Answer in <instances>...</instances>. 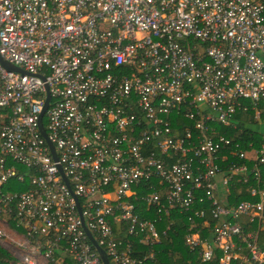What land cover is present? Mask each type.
<instances>
[{
	"label": "built area",
	"instance_id": "2783aa9c",
	"mask_svg": "<svg viewBox=\"0 0 264 264\" xmlns=\"http://www.w3.org/2000/svg\"><path fill=\"white\" fill-rule=\"evenodd\" d=\"M0 57L23 71L0 63V211L16 226L0 237L20 263L103 264L86 228L110 264H143L112 223L159 241L131 200L144 183L160 214L204 219L208 203L210 234L185 235L203 262L264 264V142L231 149L216 129L264 107V0H0ZM221 150L244 162L222 167ZM251 178L255 200L229 204Z\"/></svg>",
	"mask_w": 264,
	"mask_h": 264
},
{
	"label": "trees",
	"instance_id": "16d2710c",
	"mask_svg": "<svg viewBox=\"0 0 264 264\" xmlns=\"http://www.w3.org/2000/svg\"><path fill=\"white\" fill-rule=\"evenodd\" d=\"M248 104V103H247ZM258 105L257 109L248 108L247 111L238 110L232 117L231 123L235 124V128L230 126L216 125V129L219 134L228 137L231 141L230 148L236 150L250 149L252 147L258 148L262 142H264V126L261 129H254V123L264 122V107ZM262 109V110H261ZM256 112L260 113L259 117H256ZM177 123L181 127L193 126V121L179 116L176 119ZM251 143V145H249ZM238 144V147L235 145ZM220 154H226L224 161L218 160V163L224 167L231 163L244 162L242 159H238L229 154L228 151L221 150ZM250 165V163H249ZM152 183L157 186L156 180ZM144 184V183H143ZM143 184L137 187L135 196L131 197V200L136 203L137 211L141 219H151L155 221L156 228L159 233V241L156 243L146 242L144 234L136 229L135 232H130V224L127 222L112 223V229L114 238L116 240H122V248L126 249L128 244L129 254L132 257L143 259V264H219V258L221 253L216 250L215 257L209 262H203L198 256L197 250L190 249L185 244V235L190 231H199L201 237H206L210 234L208 228L201 230V224L206 219L209 224L213 223L210 217V211L208 203H196L194 208H202L205 210V218L194 217L189 220L191 211H179L172 209L168 215L160 214L151 207L146 205L140 200V196L149 192L147 185ZM256 181L251 178L248 183L242 181H233L230 185V194L228 195L229 204H237L243 200L253 201L250 195V189L255 186ZM13 186L18 191L25 190L30 186L26 180L24 183L14 182ZM260 186L264 187V168L261 169V182ZM0 216L5 218L11 228H16L15 218L12 213L7 214L6 212L0 211ZM195 224L192 230L189 227ZM254 225L250 226L253 228ZM264 241V232L261 233V245ZM91 248L95 251L96 247L91 241ZM59 256V253H55ZM0 264H22L12 254L5 250L0 245ZM65 264H72V261L68 258L65 259Z\"/></svg>",
	"mask_w": 264,
	"mask_h": 264
},
{
	"label": "water",
	"instance_id": "95a60500",
	"mask_svg": "<svg viewBox=\"0 0 264 264\" xmlns=\"http://www.w3.org/2000/svg\"><path fill=\"white\" fill-rule=\"evenodd\" d=\"M0 63L2 64V66L4 68H6L7 70H13V71H19V72H23L21 69H19L18 67L14 66L13 64L5 61L4 59H2L0 57ZM48 100H49V96L47 97L46 99V102H45V105H44V109H43V112L45 110V108L47 107V104H48ZM43 112L40 114V117H39V126H40V129H41V132L42 134L45 136V131L43 130L42 128V124H41V117L43 115ZM77 202V207L78 209L80 210L79 208V204H78V201ZM83 226H84V222L82 223ZM85 227V226H84ZM86 230V233L88 234L90 240L92 241L93 245L96 247L98 253H99V256L103 262V264H110L109 261H108V257L107 255L105 254L104 250L96 243V241L93 239V237L91 236L90 232L85 228Z\"/></svg>",
	"mask_w": 264,
	"mask_h": 264
},
{
	"label": "rangeland",
	"instance_id": "374dc122",
	"mask_svg": "<svg viewBox=\"0 0 264 264\" xmlns=\"http://www.w3.org/2000/svg\"><path fill=\"white\" fill-rule=\"evenodd\" d=\"M262 126H264V123H262V122L261 123H254V125H253L254 129H256V130L261 129ZM219 190L222 193V199H223L224 198V194L222 192V188H221V184L220 183H219ZM10 230H11V227L8 226L6 219L0 216V231H4L7 234H10ZM0 245L5 250H7L10 254H12V252H16L14 247H13V245L11 244L10 240L7 237H4V236L0 237Z\"/></svg>",
	"mask_w": 264,
	"mask_h": 264
}]
</instances>
